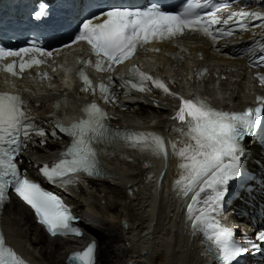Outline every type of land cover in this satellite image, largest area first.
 Returning a JSON list of instances; mask_svg holds the SVG:
<instances>
[{
  "label": "bare ground",
  "instance_id": "1",
  "mask_svg": "<svg viewBox=\"0 0 264 264\" xmlns=\"http://www.w3.org/2000/svg\"><path fill=\"white\" fill-rule=\"evenodd\" d=\"M147 61L149 71L170 89L169 93L153 87L152 91L127 94V108L112 109L108 124L123 136L162 137L167 156L133 146L121 137L101 143L102 173L76 176L69 187L72 191H77V187L82 190L74 194L75 199L68 197L86 228L79 238L50 236L33 210L16 195L11 196L1 214V225L7 243L32 264H68V251L85 243L91 235L98 241L97 264H216L188 219L191 194H178L175 182L182 175V160L173 153L171 143H186L187 138L180 131L181 122L173 118L181 95L199 97L212 108L230 113L251 108L259 102L257 97L264 96V89L244 57L215 54L211 42L198 33H187L175 41H162L144 49L138 62ZM42 73L35 70L22 78L7 79L22 92L28 112L37 119L52 117L57 103L64 98L78 100L87 96L77 82L67 83L60 76L48 79ZM4 86L2 81L0 87ZM63 104L68 110L67 101ZM141 113L144 115L140 116ZM65 140L62 135L47 136L46 144L39 137L34 140L23 155L27 172L36 175V163L58 158ZM182 146L177 144L178 149ZM257 159L263 163L258 164ZM248 162L257 176L264 175V154L254 141ZM248 183H233L248 202L240 195L225 209L232 212L236 207L239 212L233 216L243 219L240 224L244 228L250 222L264 223V188L246 190ZM206 196L207 193H201L200 199Z\"/></svg>",
  "mask_w": 264,
  "mask_h": 264
},
{
  "label": "snow or ice",
  "instance_id": "2",
  "mask_svg": "<svg viewBox=\"0 0 264 264\" xmlns=\"http://www.w3.org/2000/svg\"><path fill=\"white\" fill-rule=\"evenodd\" d=\"M232 3L233 0H185L184 6L178 12H170L156 5L142 10L113 6L81 20L72 37V43L83 41L90 46L98 58L94 65L98 70H115V66L131 58L138 47H145L156 40H171L186 31L199 33L215 44L225 36L231 37L236 31L248 30L250 21L260 22L251 27H264V15L259 13L229 11L225 18H221ZM35 15L37 19L46 15V6H42ZM253 43H258L257 48L249 49L250 55L254 57L253 64L264 66V41ZM30 51L52 54L51 51L43 50L35 41L28 48L21 49H10L0 44V61L9 57H21ZM81 61L84 64L92 63L84 58ZM41 63L37 59L27 62L21 59L18 67L23 72L34 64ZM16 68L15 61L5 66V70L12 75H18ZM78 75L84 84L81 90H89L91 81L84 71L80 70ZM119 79L122 86H130L139 91H145V82L151 81L156 88L169 92L159 78L154 79L136 69L131 71L128 80L122 77ZM258 79L264 84V76H258ZM99 90L106 102L115 99L110 95L107 85L101 83ZM92 91L95 89L92 88ZM180 99L179 111L173 119L181 122L180 131L187 138V142L171 143L173 153L182 160L179 165L182 175L175 182L178 194H191V202L187 205L188 219L194 229L203 227L206 230L207 239L215 245L219 264H235L240 256L249 252V248L237 245L232 231L221 227L215 220V215L222 209L230 183L239 182L244 175L243 141L253 136L262 125L264 96L257 97V107L248 108L243 113L218 111L199 97ZM23 107L24 101L19 95L0 93V205L8 199L9 192L14 191L34 210L39 222L47 227L51 235H82L78 228L73 227L76 218L71 215L62 199L29 180L18 166L16 158L26 147L25 141L31 138L33 132L38 135L45 134L43 129L34 126ZM84 111L88 115L87 120H82L70 128L57 124L58 128L72 137V143L58 163L51 168L48 165L41 168V174L50 183H72L73 176L82 171L90 175L100 174L92 143L110 136L106 124L107 115L96 103L86 105ZM184 128L187 129L186 132ZM124 139L133 146L151 149L156 155L166 157L168 154L166 143L160 136L131 134ZM178 143L183 144L179 149ZM201 193H207L203 200L200 199ZM257 240L264 242V231L257 235ZM251 247L258 249L259 245L253 243ZM95 249L93 242L84 251L74 253L72 260L76 264H95ZM0 264H25L6 245L2 233Z\"/></svg>",
  "mask_w": 264,
  "mask_h": 264
},
{
  "label": "rangeland",
  "instance_id": "3",
  "mask_svg": "<svg viewBox=\"0 0 264 264\" xmlns=\"http://www.w3.org/2000/svg\"><path fill=\"white\" fill-rule=\"evenodd\" d=\"M128 113H133V112H128ZM144 114H140V116H143ZM86 184V183H85ZM85 184L83 183V185L85 186ZM87 185V184H86ZM89 186L87 185V187L86 188H88ZM83 188H85V187H83ZM96 189V188H95ZM76 192H82V190H81V187H77V191H70V194H68V196L70 197V198H72V199H75L74 198V194L76 193ZM102 194H105V193H102ZM99 239V238H98ZM99 243H100V240H99ZM100 245V244H99Z\"/></svg>",
  "mask_w": 264,
  "mask_h": 264
},
{
  "label": "water",
  "instance_id": "4",
  "mask_svg": "<svg viewBox=\"0 0 264 264\" xmlns=\"http://www.w3.org/2000/svg\"><path fill=\"white\" fill-rule=\"evenodd\" d=\"M123 222L125 223V225H127V220H124Z\"/></svg>",
  "mask_w": 264,
  "mask_h": 264
}]
</instances>
